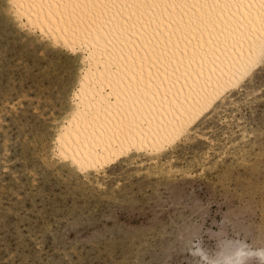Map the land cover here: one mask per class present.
Instances as JSON below:
<instances>
[{"label":"rangeland","instance_id":"rangeland-1","mask_svg":"<svg viewBox=\"0 0 264 264\" xmlns=\"http://www.w3.org/2000/svg\"><path fill=\"white\" fill-rule=\"evenodd\" d=\"M9 4L0 0V264H230L264 250V74L155 160L135 154L85 175L55 145L80 60L19 28Z\"/></svg>","mask_w":264,"mask_h":264},{"label":"bare ground","instance_id":"bare-ground-1","mask_svg":"<svg viewBox=\"0 0 264 264\" xmlns=\"http://www.w3.org/2000/svg\"><path fill=\"white\" fill-rule=\"evenodd\" d=\"M10 5L19 28L80 60L55 145L85 175L188 139L261 57L262 38L238 24L247 5L117 4L95 18L47 0Z\"/></svg>","mask_w":264,"mask_h":264},{"label":"snow or ice","instance_id":"snow-or-ice-1","mask_svg":"<svg viewBox=\"0 0 264 264\" xmlns=\"http://www.w3.org/2000/svg\"><path fill=\"white\" fill-rule=\"evenodd\" d=\"M48 3H56L57 5L65 4L71 6L72 11L69 15H91L94 18L107 14L108 6L146 5L149 7L157 4H190V5H217L225 4L230 6L237 5V8L247 5L246 15L241 14L238 21L242 29H247L249 34H255L262 38L261 57L258 61H253L248 71L253 77L257 72L264 74V0H47ZM6 6H10L6 5ZM195 235L189 240L191 244L195 240ZM231 249H228L230 254ZM258 257V259H256ZM208 264H218L217 261L209 260ZM230 264H264V250L259 253L252 251H238L234 257L230 256Z\"/></svg>","mask_w":264,"mask_h":264}]
</instances>
